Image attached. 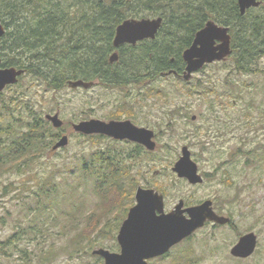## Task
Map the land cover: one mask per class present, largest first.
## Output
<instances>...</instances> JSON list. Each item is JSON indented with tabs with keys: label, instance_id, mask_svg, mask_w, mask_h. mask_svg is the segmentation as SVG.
I'll use <instances>...</instances> for the list:
<instances>
[{
	"label": "rangeland",
	"instance_id": "1",
	"mask_svg": "<svg viewBox=\"0 0 264 264\" xmlns=\"http://www.w3.org/2000/svg\"><path fill=\"white\" fill-rule=\"evenodd\" d=\"M259 65L264 68V60ZM203 81L205 85H213L217 93L207 98L202 94L193 95V85L198 87ZM150 85L169 93L168 103L151 97L144 86L137 85L105 88L95 84L90 88L67 86L60 91H45L25 76L17 85L4 89L6 95L22 89L32 98L35 110L29 109L32 114L26 113L29 119L35 113L41 114L44 120L45 114L58 113L64 124L60 129L51 127L59 137L67 135L68 144L53 150L52 143L26 172L13 171L0 178V264H22V257H26L25 264H103L102 258L92 255V249L119 251L116 235L120 221L116 227L115 211L104 207L92 181L83 177L80 167L82 159L96 151L115 149L113 152L120 158L118 154L127 155L134 145L113 143L106 138L95 140L73 130L72 123L90 118L106 121L130 118L136 125L155 131V150L142 151L138 160L127 159V165L137 185L163 193L165 211L180 198L192 203L216 196L220 214L232 213L230 224L208 225L174 246L166 257L150 260V264H174L172 260L183 254L192 257L189 264H264V74L234 72L224 59L195 72L189 84L165 76ZM225 92H232L233 97L227 99ZM208 101L213 102L212 107ZM176 108L180 113L169 127L168 115ZM193 115L195 120L191 119ZM197 128L201 130L200 142L191 136ZM183 145L188 146L199 173L205 178L201 185H190L172 170ZM225 170L231 172L232 182L223 180ZM51 173L55 174L58 184V194L53 191L52 195L55 198L52 215L45 222L40 217L34 223V210L39 209L35 195ZM122 179L125 183L124 175ZM132 198L130 205L135 203ZM40 206L43 207V200ZM71 210L77 213L75 222L79 225L95 211L101 219L99 225L106 222L107 234L99 236L95 247L85 255L33 258L44 243L65 245L72 230L76 234L81 229L84 224L79 229L76 227L75 232L74 224L64 220V213ZM96 223L94 218L90 226ZM18 229L27 230V235L22 236L17 247L14 244L5 247L7 237ZM249 231L258 238L252 256L245 259L230 256V247L238 236Z\"/></svg>",
	"mask_w": 264,
	"mask_h": 264
},
{
	"label": "trees",
	"instance_id": "2",
	"mask_svg": "<svg viewBox=\"0 0 264 264\" xmlns=\"http://www.w3.org/2000/svg\"><path fill=\"white\" fill-rule=\"evenodd\" d=\"M259 1V6L241 14L237 0H0V24L5 28L0 42V66L22 68L24 73L18 82L29 76L45 91H60L68 86V81L82 79L105 88L144 86L151 97L168 103L169 93L150 84L165 76L182 80L184 84L190 83L191 79L185 81L181 77L185 68L182 52L208 20L229 28L232 52L226 59L234 72L264 74V68L259 65L264 60V0ZM144 17H162L154 39L113 47L118 24L125 19ZM115 51L118 59L110 62L109 57ZM193 86V95L202 94L207 98L211 93H217L213 85H205L204 81L198 87ZM225 94L227 99L233 97L232 92ZM208 103L212 107L213 102ZM29 109L35 110L33 100L24 90L8 95L4 90L0 92V178L13 171L26 172L59 137L41 114L35 113L29 119L26 113L33 112ZM179 111V108L170 110L169 127H172L171 123ZM191 136L200 142V128L195 129ZM88 137L105 139L100 135ZM114 150L96 151L82 159L80 170L85 179L92 181L94 192L104 207L115 211L113 216L117 217V227L133 201L138 183L129 175L123 155L118 154V158ZM224 172L223 180L230 181L231 172ZM57 189L55 174L51 173L35 195L39 209L34 210V223L40 217L45 222L52 215L55 200L52 195L53 191L58 194ZM75 213L73 210L64 213V220L74 224L75 232L84 225L76 234L72 230L69 242L58 247L54 243H44L33 258L38 255L46 259L56 254L69 257L85 255L95 247L99 236L107 234L106 222L100 226L101 219L95 211L80 225L75 222ZM227 214L232 216L229 211ZM94 218L97 223L90 226ZM38 230L43 232L42 227ZM25 235L27 230L18 229L7 237L3 245L14 244L17 247ZM191 258L183 254L172 262L189 264ZM21 261L25 264L26 257Z\"/></svg>",
	"mask_w": 264,
	"mask_h": 264
},
{
	"label": "water",
	"instance_id": "3",
	"mask_svg": "<svg viewBox=\"0 0 264 264\" xmlns=\"http://www.w3.org/2000/svg\"><path fill=\"white\" fill-rule=\"evenodd\" d=\"M241 14L260 5L259 0H237ZM162 24V17L129 18L117 25L113 38V47L123 44L135 45L144 39H154ZM5 28L0 24V42ZM232 52L229 28L214 20H208L194 35L192 43L183 50L182 58L185 68L182 78L187 81L205 64L226 59ZM118 59V53L113 52L109 61ZM1 63V59H0ZM24 73L22 68L0 66V92L6 86L15 84ZM92 81L82 79L68 81L72 88H89ZM195 115L192 119H195ZM53 127L59 128L63 121L58 113L45 114ZM75 132L91 135L102 134L115 139H128L144 145L148 150H154L156 142L154 132L145 127L134 125L130 120H102L90 118L72 123ZM68 144V136L62 135L52 146L53 150ZM172 170L180 178H186L189 183L202 181L197 163L192 159L187 145L181 147V154L174 163ZM211 201L200 205L183 208L179 200L174 208L164 211L163 195L152 188L138 186L135 192V203L129 207L126 218L122 221L116 239L119 251H110L98 247L92 250L93 255L103 259V264H149V260L166 254L175 244L190 236L197 228L211 220L225 225L230 223V217L217 215L210 207ZM187 215H186V214ZM257 235L253 231L241 234L229 250L230 256L238 259L250 257L257 246Z\"/></svg>",
	"mask_w": 264,
	"mask_h": 264
},
{
	"label": "flooded vegetation",
	"instance_id": "4",
	"mask_svg": "<svg viewBox=\"0 0 264 264\" xmlns=\"http://www.w3.org/2000/svg\"><path fill=\"white\" fill-rule=\"evenodd\" d=\"M116 117H118V116H116ZM196 117V116H195ZM192 119V118H191ZM109 120H130L134 125H136L130 118H124V119H109ZM192 120H195V119H192ZM136 126H139V125H136ZM139 127H145V126H139ZM145 128H148V127H145ZM148 129H150V128H148ZM153 132H154V136H153V139H154V137H155V131L153 130V129H151ZM92 135H100V136H103V137H105L106 139H108L110 142H113V143H119V144H124V145H129V144H131V145H134V148H132L133 150L132 151H130V153H129V155H128V158H126V155L124 154L123 155V160L126 162V165L128 164V162H127V159H129V160H131V161H133V160H138V157L141 155V152L142 151H146L147 153L149 152H152V151H154V150H148L144 145H142V144H140V143H137V142H135V141H131V140H128V139H115V138H113V137H110V136H106V135H102V134H92ZM155 141V140H154ZM128 166V165H127ZM199 172V171H198ZM200 174V173H199ZM201 175V174H200ZM208 176H209V174H207ZM202 176V175H201ZM205 176V175H204ZM183 179H185L187 182H188V180L186 179V178H183ZM204 180H205V178L202 176V181L200 182V183H195V184H191V183H189L190 185H195V186H197V185H201V184H203V182H204ZM138 186H141V185H136V188H135V192H136V189H137V187ZM141 187H143V186H141ZM143 188H152V189H154V190H156V191H158L159 193H161L159 190H157V189H155V188H153V187H143ZM162 195H163V193H161ZM133 197H134V201H135V193L133 194ZM179 200H182L183 201V208H188V207H191V206H196V205H200V204H202L203 202H205V201H211V208L213 209V211L217 214V215H219L220 216V204H218V201H217V197L215 196V197H207V198H204V199H201V200H195V201H193L192 203H186V201H184V199H182V198H180V199H178V201ZM163 201H164V195H163ZM178 201H177V203H178ZM177 203H175L174 205H173V207L170 209V210H167V211H165L166 213L167 212H169V211H171L173 208H174V206L177 204ZM132 205H130V207H131ZM127 213H128V209H127V212H126V215H125V217L124 218H122L121 219V221H120V224H119V227H120V225H121V223H122V221L126 218V216H127ZM186 214V213H185ZM187 215V214H186ZM208 225H210V226H212V227H220V224L219 223H217V222H215V221H211V220H206L205 221V223H204V225L203 226H201V227H199V228H197L190 236H188L187 238H185V239H183L182 241H185V240H188L196 231H198V230H200V229H202V228H205L206 226H208ZM119 227H118V229H119ZM118 232V231H117ZM182 241H180L179 243H181ZM179 243H177V244H175V245H178Z\"/></svg>",
	"mask_w": 264,
	"mask_h": 264
}]
</instances>
